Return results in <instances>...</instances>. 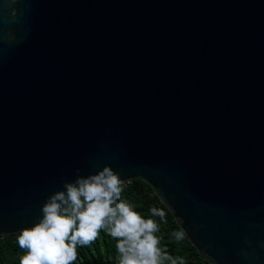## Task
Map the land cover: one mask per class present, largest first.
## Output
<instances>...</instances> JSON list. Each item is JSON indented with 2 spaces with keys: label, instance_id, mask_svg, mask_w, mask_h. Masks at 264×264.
Masks as SVG:
<instances>
[{
  "label": "water",
  "instance_id": "1",
  "mask_svg": "<svg viewBox=\"0 0 264 264\" xmlns=\"http://www.w3.org/2000/svg\"><path fill=\"white\" fill-rule=\"evenodd\" d=\"M105 166L264 264V0H0V235Z\"/></svg>",
  "mask_w": 264,
  "mask_h": 264
},
{
  "label": "clouds",
  "instance_id": "2",
  "mask_svg": "<svg viewBox=\"0 0 264 264\" xmlns=\"http://www.w3.org/2000/svg\"><path fill=\"white\" fill-rule=\"evenodd\" d=\"M122 191L119 175L108 166L65 182L64 190L50 195L42 205L39 221L17 236L19 247L26 250L19 264H74L77 246L93 243L101 230L115 238L118 264H176L159 246L157 222L135 211L121 198ZM150 211L161 220L165 217L162 209ZM173 236L180 240L183 233Z\"/></svg>",
  "mask_w": 264,
  "mask_h": 264
},
{
  "label": "trees",
  "instance_id": "3",
  "mask_svg": "<svg viewBox=\"0 0 264 264\" xmlns=\"http://www.w3.org/2000/svg\"><path fill=\"white\" fill-rule=\"evenodd\" d=\"M121 198L131 204L145 219H154L159 230L155 235L160 239V247L176 261V264H214L203 257L190 243L183 230L177 225L172 214L166 209L152 188L143 180L135 179L133 182H123ZM153 207L165 212L163 220L152 216L150 209ZM182 232L183 238L177 240L173 233ZM20 233V232H19ZM19 233L0 235V264H19L20 257L26 254L17 243ZM77 258L74 264H118L119 253L116 250V240L110 237L105 230H101L97 239L85 246L76 248ZM164 264H171L165 261Z\"/></svg>",
  "mask_w": 264,
  "mask_h": 264
}]
</instances>
